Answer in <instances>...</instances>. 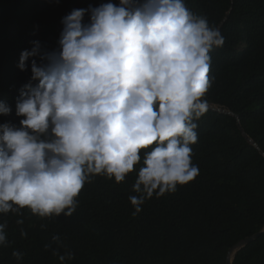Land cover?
Instances as JSON below:
<instances>
[{"label": "clouds", "instance_id": "1", "mask_svg": "<svg viewBox=\"0 0 264 264\" xmlns=\"http://www.w3.org/2000/svg\"><path fill=\"white\" fill-rule=\"evenodd\" d=\"M61 24L57 48L32 41L19 55L17 67L24 71L30 61L31 77L15 102L20 126L0 124V213L71 216L91 177L123 182L139 164L137 195L129 196L135 215L146 199L199 174L190 147L198 139L194 120L208 111L209 53L224 37L184 0L89 5ZM11 112L0 101V115ZM5 228L0 223V246ZM53 251L63 264L66 256Z\"/></svg>", "mask_w": 264, "mask_h": 264}, {"label": "trees", "instance_id": "2", "mask_svg": "<svg viewBox=\"0 0 264 264\" xmlns=\"http://www.w3.org/2000/svg\"><path fill=\"white\" fill-rule=\"evenodd\" d=\"M108 2L119 0H0V101L12 109L0 124L19 127L23 119L15 102L31 71L30 61L24 71L17 67L21 51L32 41L57 48L66 14ZM184 3L224 37L209 53L211 87L202 97L215 108L194 120L198 139L190 147L199 174L173 193L146 199L135 215L129 196L137 195L139 164L123 182L91 177L71 216L39 217L27 208L0 213L7 241L0 264H62L53 250L66 256L63 264H226L228 250L256 233L231 264H264V0Z\"/></svg>", "mask_w": 264, "mask_h": 264}, {"label": "water", "instance_id": "3", "mask_svg": "<svg viewBox=\"0 0 264 264\" xmlns=\"http://www.w3.org/2000/svg\"><path fill=\"white\" fill-rule=\"evenodd\" d=\"M260 232H264V229ZM257 234L259 233H256L250 237H247L241 241H239L237 244H235L232 248H230L227 252V259H226V264H231V255L235 252L236 249H238L239 247H241L242 245H244L245 243H247L249 240H251L253 237H255Z\"/></svg>", "mask_w": 264, "mask_h": 264}, {"label": "rangeland", "instance_id": "4", "mask_svg": "<svg viewBox=\"0 0 264 264\" xmlns=\"http://www.w3.org/2000/svg\"><path fill=\"white\" fill-rule=\"evenodd\" d=\"M208 107L215 108V105H213L211 102L207 101Z\"/></svg>", "mask_w": 264, "mask_h": 264}, {"label": "bare ground", "instance_id": "5", "mask_svg": "<svg viewBox=\"0 0 264 264\" xmlns=\"http://www.w3.org/2000/svg\"><path fill=\"white\" fill-rule=\"evenodd\" d=\"M230 259H231V257H230Z\"/></svg>", "mask_w": 264, "mask_h": 264}]
</instances>
